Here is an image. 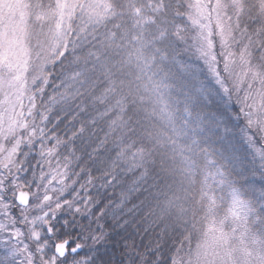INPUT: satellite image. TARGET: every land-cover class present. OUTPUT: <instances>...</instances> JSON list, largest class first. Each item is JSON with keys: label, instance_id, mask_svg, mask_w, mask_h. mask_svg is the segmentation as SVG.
Wrapping results in <instances>:
<instances>
[{"label": "snow or ice", "instance_id": "snow-or-ice-1", "mask_svg": "<svg viewBox=\"0 0 264 264\" xmlns=\"http://www.w3.org/2000/svg\"><path fill=\"white\" fill-rule=\"evenodd\" d=\"M0 264H264V0H0Z\"/></svg>", "mask_w": 264, "mask_h": 264}]
</instances>
